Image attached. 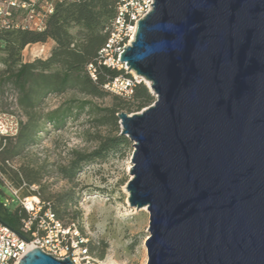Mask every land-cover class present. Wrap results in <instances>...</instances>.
Listing matches in <instances>:
<instances>
[{
  "label": "water",
  "instance_id": "water-1",
  "mask_svg": "<svg viewBox=\"0 0 264 264\" xmlns=\"http://www.w3.org/2000/svg\"><path fill=\"white\" fill-rule=\"evenodd\" d=\"M120 61L155 96L117 113L146 264H264V0H154Z\"/></svg>",
  "mask_w": 264,
  "mask_h": 264
},
{
  "label": "rangeland",
  "instance_id": "rangeland-1",
  "mask_svg": "<svg viewBox=\"0 0 264 264\" xmlns=\"http://www.w3.org/2000/svg\"><path fill=\"white\" fill-rule=\"evenodd\" d=\"M34 1L39 4L42 0ZM23 16L20 10L14 13L16 20ZM51 48L50 39L43 43L28 44L22 50V60L46 58ZM3 56L4 52L0 51V69L4 67L1 63ZM128 73L135 78L131 71ZM138 80L143 83L141 78ZM103 89L110 94L127 96ZM81 100L90 101L92 109H73L57 125L46 122L38 131L34 143L21 154L9 157L4 162L0 155V188L4 202L12 207L20 205L8 188L9 183L17 189L20 198L30 196L49 204L57 194L71 190L74 198L67 203L63 218L60 219L65 224L74 222L79 232L88 239V259L79 257L80 264L87 261L94 264H146L145 240L149 236V213L143 207L130 206L126 190V184L131 178L133 142L125 136V142L108 147L98 156L78 161L72 182L63 178L58 171L60 167L70 165L75 157L73 152L90 153L99 147L102 139L120 134L119 119L118 130L111 124H99L97 121L104 113L101 109L112 104L111 95L95 98L74 90L49 94L44 98L41 111L47 112L69 101L78 104ZM122 111L135 112L125 109L119 112ZM0 112L15 115L19 122L24 119L16 105V92L8 84L0 85ZM0 141L4 145L6 139L0 137ZM20 168L38 177L40 184L29 185L24 178L18 183L15 172H20Z\"/></svg>",
  "mask_w": 264,
  "mask_h": 264
},
{
  "label": "trees",
  "instance_id": "trees-1",
  "mask_svg": "<svg viewBox=\"0 0 264 264\" xmlns=\"http://www.w3.org/2000/svg\"><path fill=\"white\" fill-rule=\"evenodd\" d=\"M116 11L117 0H54L53 13L47 17L43 30L0 27V51L4 52L1 58L4 67L0 69V85L8 84L13 88L16 92V105L24 116L19 122L18 133L14 137L5 138L4 145L0 141L3 162L9 157L21 154L32 145L44 123L57 125L64 121L73 109L93 107L87 100H81L78 104L69 101L42 112V103L49 94L74 90L95 98L111 95L112 104L101 109L104 113L97 121L99 124H111L116 130L119 119L116 113L122 109L136 112L154 101V96L142 82L136 83L132 93L126 97L105 91L103 85L121 74L119 70L99 65L95 80L87 72L88 63H97L98 51L106 41L107 29L114 20ZM49 39L53 41V45L46 58L22 60V50L26 45L43 43ZM126 140L124 135L119 134L102 139L99 147L90 153L73 152L75 157L70 165L60 167L58 171L63 178L72 182L78 161L89 156H98L108 147H114ZM15 175L18 183L24 178L29 185L40 184L38 177L22 168L20 172H15ZM73 198L71 190H67L57 194L55 200L51 201L50 206L59 218H63L67 203ZM26 215L21 205L12 207L5 204L4 194L0 188V220L17 230L21 219Z\"/></svg>",
  "mask_w": 264,
  "mask_h": 264
},
{
  "label": "built area",
  "instance_id": "built-area-1",
  "mask_svg": "<svg viewBox=\"0 0 264 264\" xmlns=\"http://www.w3.org/2000/svg\"><path fill=\"white\" fill-rule=\"evenodd\" d=\"M153 1L117 0L116 16L107 29L104 45L98 51L97 63H88L86 67L94 80L99 65L122 72L106 82L103 88L128 96L133 86L140 82L136 76L126 75L130 70L126 62L120 61V54L133 40L138 21L152 9ZM18 10L24 13L20 20L14 19ZM53 10L54 0H42L39 4L34 0H0V27L41 31ZM18 130V118L11 113L0 112V137H14ZM9 184L8 188L27 215L21 219L17 230L0 220V264H18L20 258L33 248H40L57 258L69 257L73 264H80L79 257L88 259V239L79 232L74 222L65 224L51 209L49 202L39 198L31 200L30 196L20 198L17 189Z\"/></svg>",
  "mask_w": 264,
  "mask_h": 264
},
{
  "label": "bare ground",
  "instance_id": "bare-ground-1",
  "mask_svg": "<svg viewBox=\"0 0 264 264\" xmlns=\"http://www.w3.org/2000/svg\"><path fill=\"white\" fill-rule=\"evenodd\" d=\"M131 71V70H130ZM137 78H141L140 76H137L133 71H131ZM142 80H144L143 78H141ZM144 82L146 83V84H150L148 81H146V80H144ZM29 199H31V200H37V199H35V198H30L29 197ZM144 209H146V207H143Z\"/></svg>",
  "mask_w": 264,
  "mask_h": 264
},
{
  "label": "crops",
  "instance_id": "crops-1",
  "mask_svg": "<svg viewBox=\"0 0 264 264\" xmlns=\"http://www.w3.org/2000/svg\"><path fill=\"white\" fill-rule=\"evenodd\" d=\"M51 43H52V45H53V41L51 40Z\"/></svg>",
  "mask_w": 264,
  "mask_h": 264
}]
</instances>
